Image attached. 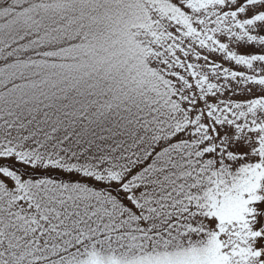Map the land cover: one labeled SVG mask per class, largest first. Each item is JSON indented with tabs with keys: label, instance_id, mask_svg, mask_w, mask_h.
<instances>
[{
	"label": "snow or ice",
	"instance_id": "obj_1",
	"mask_svg": "<svg viewBox=\"0 0 264 264\" xmlns=\"http://www.w3.org/2000/svg\"><path fill=\"white\" fill-rule=\"evenodd\" d=\"M0 264H264V0H0Z\"/></svg>",
	"mask_w": 264,
	"mask_h": 264
}]
</instances>
